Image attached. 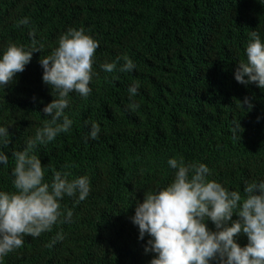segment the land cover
Segmentation results:
<instances>
[{
    "label": "trees",
    "instance_id": "16d2710c",
    "mask_svg": "<svg viewBox=\"0 0 264 264\" xmlns=\"http://www.w3.org/2000/svg\"><path fill=\"white\" fill-rule=\"evenodd\" d=\"M24 18L29 24L16 27ZM70 28L98 41L91 91L69 93L70 130L33 152L46 183L54 171L67 172L69 181L86 176L90 192L79 203L65 195L61 209L72 218L38 237L24 236L23 246L0 264H150L151 237L140 238L132 217L145 192L174 179L169 159L204 163L208 179L242 194L247 183L264 181V90L234 76L250 33L264 42V0H0V56L9 44L30 49L32 29L36 46L44 45L13 83L0 86V127L10 140L0 144L8 157L0 165V191H15L13 154L51 121L43 109L55 97L42 80L40 58ZM125 57L136 66L130 72L120 71ZM105 62L116 68L105 71ZM134 82L139 88L130 98ZM92 121L100 126L96 139L88 135ZM57 233L63 239L51 244ZM235 239L248 243L245 234Z\"/></svg>",
    "mask_w": 264,
    "mask_h": 264
},
{
    "label": "clouds",
    "instance_id": "9594fccd",
    "mask_svg": "<svg viewBox=\"0 0 264 264\" xmlns=\"http://www.w3.org/2000/svg\"><path fill=\"white\" fill-rule=\"evenodd\" d=\"M28 24L29 19L24 18L16 27ZM28 34L33 38L30 49L9 44L0 56V86L13 83L15 74L24 71L34 52H44L43 44L36 46L35 29ZM250 37L246 59L238 63L234 76L239 83H255L264 90V42L256 31ZM98 46V41L83 28H70L59 37L58 46L51 54L40 58L44 70L42 80L50 85L55 97L43 109L51 121L36 131L35 138L26 142L24 150L13 154L15 191H0V259L21 248L24 236L38 237L51 231L62 219L70 220L72 211L65 213L61 209L60 200L65 195L77 197L76 203L89 195L90 183L86 176L69 181L67 172L54 171L51 185L46 183L45 168L33 150L37 144H45L70 130L72 120L64 113L69 93L77 92L83 97L90 93ZM125 61L120 71L130 72L136 67L131 59L125 57ZM101 67L112 72L116 64L105 62ZM138 88L139 82H134L129 89L130 98L137 94ZM243 103L248 104V110L253 106L247 97ZM129 107L135 111L139 105L133 102ZM172 112L173 109L166 115L167 120ZM240 129L238 122L234 130L240 133ZM99 132V124L92 121L89 137L96 139ZM8 135V129L0 127V144L10 143ZM7 162V155L0 152V165ZM168 164L175 169L172 182L157 191L145 192L132 217L140 238L146 233L151 237L145 251L156 255L150 264H210L213 260L217 264H264V181L247 183L242 194L208 179L210 169L204 163H185L171 158ZM234 215L238 219L234 220ZM208 220L215 225V231L208 228ZM240 234L247 236L245 246L235 239ZM62 239V234L57 233L51 244Z\"/></svg>",
    "mask_w": 264,
    "mask_h": 264
}]
</instances>
